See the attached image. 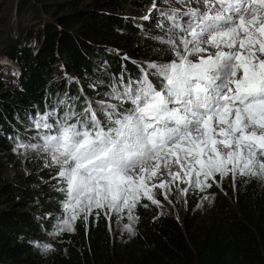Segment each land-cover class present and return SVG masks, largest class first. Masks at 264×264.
Segmentation results:
<instances>
[{
	"label": "snow or ice",
	"instance_id": "obj_1",
	"mask_svg": "<svg viewBox=\"0 0 264 264\" xmlns=\"http://www.w3.org/2000/svg\"><path fill=\"white\" fill-rule=\"evenodd\" d=\"M178 3L185 10L163 13L172 21L166 42L176 59L149 64L158 84L145 73L114 94L119 108L102 104L103 120L91 105L52 123L55 111L45 113L34 120L42 143L17 145L45 152L59 167L62 208L70 215L49 235L73 231L72 222L81 213L87 222L94 208H107L105 215L127 208L131 219L161 167L173 179L193 170L205 180L217 173L264 178V0ZM172 165L179 170L172 172Z\"/></svg>",
	"mask_w": 264,
	"mask_h": 264
},
{
	"label": "trees",
	"instance_id": "obj_2",
	"mask_svg": "<svg viewBox=\"0 0 264 264\" xmlns=\"http://www.w3.org/2000/svg\"><path fill=\"white\" fill-rule=\"evenodd\" d=\"M121 1L127 2H110L123 10L126 6L119 4ZM26 4L24 7L29 1ZM76 13L71 11L65 21H60L72 27L71 30L63 31L48 24L40 30H27V41H0V54L12 60L17 71L0 66L17 75L19 87L12 90L16 104L1 110L0 124L5 121L2 116L5 119L9 116L15 124L11 116L21 117L19 110L35 120L55 111L49 123L66 112L82 113L89 105L99 114V107L92 105L95 101L87 96L92 91L85 81L88 76L101 81L103 93L113 95L112 99L115 93L122 94L130 83L134 86L141 81L145 73H149L154 83H159L149 64L167 60L163 56L165 48L157 40L162 32L151 22L136 25L110 17L101 19L93 11L83 17ZM94 59L106 67L96 74ZM65 69L70 75L48 88L50 74H60ZM124 107L130 105L125 103ZM98 118L104 119L102 114ZM5 145L3 138L0 149ZM41 175L49 176L44 172ZM211 179L207 192L213 201L203 215H190L197 203L190 196L187 197L189 212L181 220L143 200L133 210L134 235L123 241L114 232V215H105L96 208L88 215L87 222L81 213L72 223L73 231L52 235L49 240L52 249L42 254L29 242L41 240L42 230L48 227L47 217L61 213L63 192L45 186L33 190L40 184L31 175L25 177L24 185L11 184L5 189L24 203H37L47 217L0 210V264H264V190L259 181L248 175H236L235 179L232 175L222 179L215 175ZM155 198L160 201L159 196ZM145 204L148 206H142Z\"/></svg>",
	"mask_w": 264,
	"mask_h": 264
},
{
	"label": "rangeland",
	"instance_id": "obj_3",
	"mask_svg": "<svg viewBox=\"0 0 264 264\" xmlns=\"http://www.w3.org/2000/svg\"><path fill=\"white\" fill-rule=\"evenodd\" d=\"M28 1L29 5L24 7V4H26V2L28 3ZM110 1L111 0H0V41L2 42V39L6 42L27 41L29 40L26 34L27 30H40L48 24L63 29V31L66 29L71 30L73 29L72 27L60 23V21H65V19L68 18L71 11L79 13L78 15L80 17H83L84 14L89 11H93L96 16L101 19L110 17L136 25L144 22H151L155 28L162 32V35L157 37V40L159 45L165 48L163 56L166 57L167 62L176 59L169 44L166 42L172 34L170 32L172 21L169 20L167 16L163 15V13H171L174 9L183 11L185 10L184 5L178 3V0H124L127 2L124 3L121 1L119 4L126 7H124L123 10H118L117 5ZM132 1H137L139 4L135 5ZM153 3L156 5L155 8H153ZM194 4L190 6H196V4ZM145 17H148V19H145ZM58 28H55L56 31ZM1 55L2 54H0V63H2L3 66L13 68L14 70L17 69V65L14 62L12 63L7 57H1ZM4 57L7 59V64H3V61L6 60L3 59ZM56 57H59V54H57ZM61 63L64 64V61L61 60ZM61 63L59 62L58 65H61ZM152 63L156 62H150V64ZM93 66L95 74L96 71H103L106 68L101 62L95 59L93 61ZM55 69L56 67H54L53 70ZM63 71L64 72H60V74H50V79L47 80L46 86L48 88L55 86L63 81L62 77L66 79L68 75H70L66 69ZM16 80L17 75L13 74V72H7L0 66V112L7 105L12 107L13 104H16L17 101L14 99L15 97H12L14 94L12 90L19 88L16 84ZM85 81L92 90L89 95H86L88 98L95 101L93 104L91 102L92 105L95 104L99 107L100 112L98 114L96 111L97 116L102 114V104L117 106L118 102H121L116 98L112 99L113 95H105L103 93L102 89L104 84H102L101 81L90 76H88ZM92 93H96V95H91ZM19 113H21V117H18V114L11 116V118L16 120L15 124H12L14 121L10 120L9 116H6V119L2 116L5 121L0 124V140L4 138L6 143V147L0 149V210L29 212L36 217L45 218L47 217L46 214L41 213L37 203H29V201L24 203L22 199L11 195L12 192L5 189L6 186L11 184L24 185L23 179L30 175L37 184H40L33 190L39 191L40 189H44L45 186V188L51 187V190L60 192V189L64 187L63 182L58 177L59 167L51 163L45 152L17 146L18 144L42 143V141L39 140V134L42 130L36 128L34 124L35 119L28 117V115L24 114L23 110H19ZM4 129H7V132H4ZM196 167L199 166L197 165ZM178 170V166L172 165V172H177ZM40 172L49 174V176H43ZM215 175L220 177L218 173ZM228 175L232 174L229 173ZM251 177L256 178L259 181L260 187L264 190V178H258L256 176ZM195 179H200L202 184L205 185H209L212 180L211 177L205 180L202 175L197 178L194 170L191 176L183 175L182 173L181 178L173 179L168 175V171L161 167V169L157 171V174L153 176L152 180L148 182L147 191L142 190L137 204L143 200L152 204L151 200L146 198L148 194H151L153 198L159 196V203L153 205L156 206L159 211L167 212L181 220V218L189 212L187 197L190 196L195 198L197 202L194 211L190 212V215L192 213L203 215L209 211L213 196L207 192L209 187L196 185L194 183ZM162 182L164 186L160 187ZM152 185H156V187H152ZM40 186L41 188H39ZM185 189L186 191H184ZM41 193L42 192H40V195ZM62 196L65 200L64 193H62ZM101 210L105 213L108 212L107 208ZM133 210L134 208L131 212V219L129 218L127 208H123L120 213L112 211L108 214L114 215V232L117 237L123 241L130 240L134 235ZM68 215H70V212L64 213L62 208L59 215H52L50 218L47 217L48 227L42 230L43 238L38 241L31 240L29 243L35 247L39 253L46 254L49 250H42L40 245L49 244V240L52 237L49 233L54 229L63 227L62 223L58 221H62L67 218ZM125 224L129 225L131 231L125 228Z\"/></svg>",
	"mask_w": 264,
	"mask_h": 264
},
{
	"label": "bare ground",
	"instance_id": "obj_4",
	"mask_svg": "<svg viewBox=\"0 0 264 264\" xmlns=\"http://www.w3.org/2000/svg\"><path fill=\"white\" fill-rule=\"evenodd\" d=\"M193 4H194V3H192L191 6H193ZM194 5H195V4H194ZM194 7H197V5L194 6ZM3 59H6V58L4 57ZM9 61H11V60H9ZM7 63H8V62H7V59L3 61V64H7ZM12 63H13V62H12ZM12 63H11V64H12Z\"/></svg>",
	"mask_w": 264,
	"mask_h": 264
}]
</instances>
